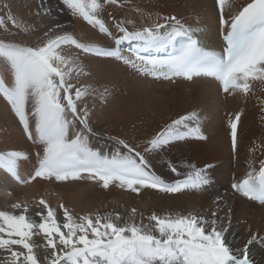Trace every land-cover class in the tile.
<instances>
[{
  "label": "snow or ice",
  "instance_id": "1",
  "mask_svg": "<svg viewBox=\"0 0 264 264\" xmlns=\"http://www.w3.org/2000/svg\"><path fill=\"white\" fill-rule=\"evenodd\" d=\"M63 2L73 15L98 28L117 46L136 42L135 60L119 55L117 50L82 43L53 29L45 31L35 45L0 39L3 71L11 74L10 78L0 75V96L11 106L27 139L42 146L36 153L37 166L28 179H21L17 170V161L27 158L22 152L0 153V169L25 185L38 178L58 184L87 178L105 189L116 184L136 194L141 188L175 194L209 185L208 169L212 165L204 168L188 165L192 170L185 179L166 184L150 170L145 156L123 140L117 143L126 151L117 149L110 156L91 147L88 114L85 110L81 115L78 107L87 89L71 83L73 73L77 76L86 73L75 60L62 54L63 46H74L84 54L115 57L155 77H183L189 81L199 76L212 77L224 93L247 95L251 82H264V0H249L235 12H226V8H231L228 0H216L223 41L220 52L202 47L194 31L174 15L163 17V23L132 29L118 21L117 37L101 18L104 4H115L117 0ZM9 22L25 34L32 31L11 12L0 15V29L12 34ZM168 49L171 51L166 52ZM150 50L166 54H141ZM196 120V113L174 120L147 142L145 151L162 150L187 137L206 139L198 125H191ZM239 121V113L230 121L233 152L237 149ZM169 167L180 175L174 165ZM232 189L247 200L264 205V160L259 162L258 170L250 165L246 176L234 182ZM10 207L14 211L0 209L3 254L0 264H254L249 246L254 242L264 245V237L257 233L242 249L234 251L226 238L227 228L219 227L217 219L193 213L175 216L153 213L147 219L154 223L137 224L134 208L125 221L119 213L77 216L63 203L58 206L63 216L60 220L57 209L44 198L37 202L38 220L28 215L31 208L27 202H16ZM37 236L42 237L43 243L34 239Z\"/></svg>",
  "mask_w": 264,
  "mask_h": 264
},
{
  "label": "rangeland",
  "instance_id": "2",
  "mask_svg": "<svg viewBox=\"0 0 264 264\" xmlns=\"http://www.w3.org/2000/svg\"><path fill=\"white\" fill-rule=\"evenodd\" d=\"M204 0H130L129 4V10L130 12H135L140 15H145V14H153L154 17L158 18V22H163L164 20L162 19L163 17L167 16H177L181 15L180 21L186 27L191 28L192 30L199 29V24L200 22H197V24L194 22L197 17L193 14L198 12V9L202 8V5L199 6V2ZM249 0H241V4L239 5H244L248 2ZM31 2L36 3L34 0H0V15L6 16L8 12H11L13 16L17 18L18 21L24 20L21 17L23 16V10L25 9L26 4H31ZM131 3V4H130ZM212 0H205L204 4L205 7L203 6V10H206L207 6L210 5V8H212ZM5 5L7 7L5 8ZM134 5V6H133ZM199 7H198V6ZM38 7V18L42 22V24L46 27L43 26V28L38 32V43L40 42L41 38H43V33L49 29H53L56 33L62 34L63 32L67 33L70 32L68 31V27H73L75 24V20L79 18L76 15H73L71 10L66 7L64 2L62 0H40L39 6ZM67 8L66 10L69 11L68 14L71 17L70 20L71 22L69 23H60V19L58 18L61 14H63L62 10H54L58 8ZM133 7V8H132ZM197 8V9H196ZM122 9V0H117V3L115 4H109L105 3L104 4V9L103 12L101 13V18L104 20L106 25L111 28L112 23L114 24L113 27L110 29L115 36H119V33L115 27V18L116 13H119L118 10ZM217 10V9H216ZM25 11V10H24ZM218 11V10H217ZM205 12V11H204ZM206 13V12H205ZM177 14V15H176ZM59 15V16H58ZM144 18L146 16H143ZM81 18V17H80ZM37 19V20H39ZM82 19V18H81ZM83 20V19H82ZM22 22V21H21ZM66 22V21H65ZM84 24L83 26H88L90 29L93 31L97 32V34L105 36L103 33H101L98 28H94L92 25L88 24L85 20H83ZM147 23L150 22V20L146 21ZM146 22L144 24H146ZM56 23V24H55ZM59 23V24H58ZM25 24V23H24ZM73 24V25H72ZM59 25V27H57ZM70 25V26H69ZM126 25V23H125ZM151 25V24H150ZM127 26V25H126ZM144 27V26H140ZM8 28L10 30V33L4 32L3 29H0L3 34L7 35H15L18 37H24V33L21 32L19 29H16L12 26V24L9 22L8 23ZM194 28V29H193ZM114 29V30H112ZM16 30V31H15ZM15 32V33H14ZM64 34V33H63ZM219 41L221 40V35L219 33ZM107 37V36H105ZM4 38V37H3ZM0 39H2V35H0ZM13 40V37H9L8 39L4 40ZM108 41L113 40L109 37H107ZM35 42V43H37ZM114 42V44H113ZM112 44L109 46H102L101 48H108V49H113L117 50L120 52V45H116L115 41L113 40ZM123 42L122 44H124ZM116 45V46H115ZM74 47V46H73ZM75 48V47H74ZM76 49V48H75ZM124 50V49H121ZM123 51H121L119 54L121 55ZM128 52V51H127ZM124 53V52H123ZM94 57H97L93 55ZM132 60H134L136 57V52L135 55L130 54ZM97 58H102L101 56ZM106 58V57H104ZM134 58V59H133ZM130 59V58H127ZM115 65L117 66V71H118V76L120 84L118 85L117 83L119 82L118 79H111L110 81L114 86V88L119 92L118 94L114 93L115 91H108L105 93L108 95H111L112 102L109 103L108 100H103L104 98L102 93L99 91L97 92L98 97L91 98L89 90L87 89V94L81 99V101H78V107L81 109V115H83V112L86 110L88 114V125L92 129V132L88 134V139L90 146L93 147L96 150L101 151L104 153L107 151L106 155H111L113 152H115L117 149H119L121 152H125L126 149L123 148L122 145H119L117 143L118 140H123L130 146H133L136 151H139L141 154L145 156V159L148 161L150 170L154 172L157 176L160 177V175H164L167 181H164L166 184H174L178 179L180 178H185L187 177V174L192 170L191 168L188 167V165H195L196 168H204L206 165H212L211 168L208 169V175L210 177V184L205 186L204 188L200 190H185L180 193H175L171 195H183L186 194L187 197L189 198H196L197 194L198 196L201 193H209L212 188L216 186V180L219 179V170H218V165L223 163L224 159L230 158V152H229V146H228V136L227 134V129H228V123L234 119H230L225 116L229 114V112H225L227 114H223L221 111L220 113H213L212 111H207L205 106H202L199 103L200 97H194L196 96L195 93L193 92H188L186 91L185 93V88H181L179 90H173L172 92H167L163 93L162 91H155L157 88H161L160 86L156 84H161V82H164L163 80H160L159 77H154L151 78L149 74H146L144 72L139 71L136 68L131 67L128 64H125L122 60H117ZM114 64V63H113ZM4 69V64L2 59H0V72L3 73ZM6 78H10V73H5ZM114 77V76H111ZM79 76L74 75L71 83H73L77 88H83L81 86V83L77 81ZM115 78V77H114ZM116 81H118L116 83ZM115 82L116 84H114ZM261 82V83H260ZM109 83V85H106V87L112 86V84ZM166 83V82H164ZM163 83V84H164ZM168 84V83H166ZM262 81H253L251 83V90L249 91L248 95H252L255 97V92L254 89L260 88V85H262ZM180 85V83L172 84L170 86L171 89L176 88ZM259 86V87H258ZM117 87V88H116ZM86 89V88H83ZM263 89V87H262ZM105 90V89H104ZM109 90V89H107ZM120 90V91H119ZM95 91H98V89H94ZM111 92V93H110ZM100 94V95H99ZM192 95V96H189ZM244 93H242V96ZM87 97V98H86ZM90 97V98H89ZM101 97V98H100ZM167 97V98H166ZM100 98V99H99ZM170 98V99H169ZM100 101H99V100ZM107 99V98H105ZM166 99V100H165ZM166 102H165V101ZM263 101V102H262ZM162 102V103H161ZM165 102V103H164ZM261 102L260 106H256ZM226 103L224 102L223 108L226 107ZM264 103V94L263 97H261V100H257L255 104L253 105L250 103L247 105V108H239L235 111V114L239 113L240 114V120L243 122L244 118V123L246 125L245 131H243L244 136V142L249 141V143L253 141L251 133L253 131H257L262 125L264 128V108L260 110L259 108L263 107ZM9 106L10 113L12 115H15L12 110L11 106ZM256 107V108H255ZM250 109V110H249ZM252 109V110H251ZM228 110V109H227ZM231 110V109H230ZM249 110V111H248ZM253 112V114H252ZM191 113H196L198 116V120L190 122L193 127L199 126L200 131L203 133V135L206 137L204 140L192 138V137H187L183 140L179 141H174L167 146H165L162 150H156V151H145V148L148 146L147 142L154 137L155 133V128L156 126H162L165 124L167 121V124H171L174 120L179 119L182 116H187ZM248 113V114H247ZM99 114V115H98ZM244 117V115H246ZM224 115V116H223ZM234 115V114H233ZM250 115V116H249ZM254 115V117H253ZM102 116L103 119L100 117ZM6 118V117H5ZM249 118L253 120H249ZM108 119V121H107ZM130 119V120H128ZM140 119V120H139ZM243 119V120H242ZM139 120V121H138ZM107 121V122H106ZM134 121V123L139 127L147 129L145 130L142 134H136L134 131L130 129H126L125 123H131ZM240 121V123H241ZM250 121V122H249ZM9 122L13 123V127ZM123 122V123H122ZM248 123H251L250 126H247ZM0 151L2 153L5 152H10V151H19L22 152L26 155L25 165L28 167V170L32 171L34 173L35 167L37 166V158H36V153L38 151L42 150V146L36 145L34 147L33 143L31 141H27V137L21 136L20 131L18 130V124H16V121L13 122L11 119H2L0 118ZM6 124V125H5ZM261 124V125H260ZM130 125V124H128ZM165 125V126H166ZM2 126V127H1ZM141 126V127H140ZM164 126V127H165ZM6 127V128H4ZM77 127L80 128L81 126L77 123ZM155 127V128H154ZM6 129V130H4ZM8 129V131H7ZM164 129V128H163ZM162 129V130H163ZM141 130V129H140ZM152 130V131H151ZM226 132V133H225ZM15 133V134H14ZM153 133V134H152ZM16 134H19L16 136ZM154 135V136H153ZM90 136V137H89ZM227 136V137H226ZM6 137V138H4ZM16 137H19V139H25L28 144H29V152L26 150V148H22V144L20 143V140L17 139ZM23 137V138H22ZM94 139V140H93ZM7 140V141H5ZM25 141V143H27ZM99 142V145L95 146V142ZM106 143H104V142ZM243 142V143H244ZM93 143V144H91ZM102 143V144H101ZM108 143V144H107ZM19 144V145H18ZM21 144V145H20ZM245 145V143H244ZM243 145V147H244ZM98 147V148H97ZM256 150V149H252ZM233 154H235L233 152ZM236 157H233V163L236 164ZM222 161V162H221ZM21 160H18V164L20 163ZM169 164L174 165L178 172L180 173L179 176H177L175 173H173L169 167ZM18 170V169H17ZM235 170V169H234ZM31 173V174H32ZM215 173V174H214ZM5 174V173H3ZM30 174V175H31ZM168 175V176H167ZM237 174L233 173L231 175V178L233 180V177H235ZM10 176V175H9ZM29 175L27 177H21V179H28ZM233 176V177H232ZM14 183L15 186L9 185L8 188L9 194L3 193L0 191V207H3L6 205V203H9L13 201V193L16 192L18 189H24L28 188L32 191V185L34 184L35 181H32L30 184H21L19 181L17 182L15 179H13L12 176L9 177ZM161 178V177H160ZM218 178V179H215ZM237 178V176H236ZM39 179V178H38ZM162 179V178H161ZM2 184L3 180L0 178ZM41 180V179H39ZM163 180V179H162ZM235 181H238L237 179H234ZM44 181V180H42ZM49 182V181H47ZM70 182V181H69ZM63 183V184H58L56 182L53 183V187H56V190L62 191L64 189L62 188H67L68 183ZM170 182V183H169ZM4 184V182H3ZM68 184V185H67ZM64 186V187H63ZM118 185L112 184L110 185L107 189L103 188L101 184L98 185L97 190H110L113 187H117ZM229 186V183H228ZM50 187V186H49ZM62 187V188H61ZM61 188V189H59ZM100 188V189H99ZM206 188V190H205ZM14 190V191H13ZM48 190V189H47ZM43 191H46V187H43ZM8 196H7V195ZM129 194V193H127ZM136 196V198L133 196ZM196 194V196H195ZM11 198H10V196ZM132 205L133 208L136 209L135 213V222L137 224H140L141 221H143L144 224H149L152 223L150 222L147 217L150 215L148 211L145 209L144 206H142V201L139 199V194H136L132 192ZM104 196V197H103ZM102 198H97V201L93 203L96 205L94 213H99L101 215L104 214H114L115 210V205L111 203V197L109 195H103ZM9 197V199H8ZM48 202L49 204L57 209V212L60 210L59 209V204L53 200V197L51 193L48 194ZM6 198V199H5ZM5 200V201H4ZM50 200V201H49ZM149 200V199H147ZM217 201V200H215ZM214 201V202H215ZM5 202V203H4ZM141 204V205H140ZM99 206V208H98ZM10 207V206H9ZM118 207L119 209H122V207L118 204L116 208ZM1 209V208H0ZM80 210V209H79ZM153 212V209H149V211ZM196 210V214L201 215L199 211ZM140 212V213H139ZM145 212V213H144ZM188 212V211H186ZM89 213V212H83L81 213L78 211V215ZM142 213V214H141ZM146 214V215H145ZM77 215V216H78ZM141 215V216H140ZM166 215V214H165ZM203 215V213H202ZM201 215V216H202ZM212 216V214H210ZM132 216V210H130V215H128L127 218H125L126 221H128V218ZM141 217L139 220L138 217ZM213 217V216H212ZM216 217V216H215Z\"/></svg>",
  "mask_w": 264,
  "mask_h": 264
},
{
  "label": "bare ground",
  "instance_id": "3",
  "mask_svg": "<svg viewBox=\"0 0 264 264\" xmlns=\"http://www.w3.org/2000/svg\"><path fill=\"white\" fill-rule=\"evenodd\" d=\"M34 1L36 3L31 2V4L25 5V9H24L25 11L23 10V14H22L23 16L21 17L22 19H24L21 21L23 23L29 25L31 27L32 31L28 34L24 33V37H18L15 35L12 36V35L3 34L0 30V35H2V39H8L9 37H13V39L17 42H25V43H29V44H33V45L38 43L37 41H39V40H38L37 34H38V32H40V30L43 28L44 25L42 24V22L38 18V14H37V12H38L37 6H39L40 0H34ZM120 2H121V0H120ZM129 2H130V0H122V9L118 10L119 13H116L117 18H115V22L123 21L124 23H126L127 27H129V29H132L133 27L140 28V26H149L150 24H152L154 22H158V18L154 17L153 14H150V13L148 15L145 14V15H143V16H146L144 18L140 14H137L135 12H130L131 10L128 11V9H129L128 3ZM204 2H205V0H204ZM204 2L200 1L198 3L199 6L202 5V8H203V6L205 7V5H203ZM228 3L231 4V8L230 9L226 8V12L227 11L235 12L243 6V5H239V4H241V0H228ZM211 5H212V8H210V5H209L206 7L207 8L206 10H203L201 8V9H198V12L193 13L197 17L196 19H194L195 20L194 22L197 24V22L201 21V24H199V29H196L193 31H194V34H195L196 38L199 40L202 47L216 51L222 47V41L221 40L219 41V37H220L219 36V33H220L219 11L216 10L217 7L215 4V0H212ZM67 8H61L60 7L58 9H54V10H59V9L62 10L63 14H61L60 16L58 15L59 16L58 18L60 19L59 21L62 24L71 22V20H70L71 17L68 14L69 11H67L68 10ZM179 16L182 17L180 14L177 15L176 17L180 20ZM37 19H39V20H37ZM147 20H150V22L147 23L146 22ZM145 22H146V24H144ZM163 22H160V23H163ZM83 24H84L83 20L80 17L77 18L75 20V24L73 27H71L69 25L70 27H68V29H69L68 31H70V32H67V33L72 35L73 37H75L77 40H79L82 43L94 44V45L99 46V47L109 46V45L114 44L113 40L108 41L107 37L97 34V32L93 31L88 26H83ZM113 25L114 24L112 23L111 28L113 27ZM44 27H46V26H44ZM111 28L109 27V29H111ZM112 30H114V29H112ZM65 32H63V33H65ZM9 40H11V39H9ZM35 42H37V43H35ZM112 42H113V44H112ZM121 49H124V50H121ZM136 50H137V43L136 42H125L124 44H120V52L121 51L124 52V53L123 52L121 53V56H123L125 58L132 59L130 54L135 55ZM120 52H118V53H120ZM62 54L65 55L66 57L70 58L71 60H75L76 63L84 69V73H86V74L79 75V78L77 81H79L81 83V86L83 88H86L89 90L91 98L92 97L93 98L98 97L97 92L100 91L103 94L102 96L104 97V98H102V101L108 100L109 103L112 102L111 95H108L109 93L106 94L105 91L106 92L115 91L114 93H116V94L119 93L113 87L114 85L110 82V81H112L111 79H115V80L118 79V81H119V78H117L119 76L118 75L119 73H118L117 68H116L119 65H115V63L118 64V62H116L118 59H116L115 57L97 58L99 56L94 57L93 55L84 54L79 49H75L71 45H64ZM141 54L145 55V56H148V55L157 56V54L154 50H150L149 52H143ZM0 75H5V72H3V73L0 72ZM74 75H76V74L73 73V76ZM111 76H114L115 78L111 77ZM150 76H151V78L155 77L152 75H150ZM159 79L163 80L164 82H166L168 84H166L164 82H161V84L160 83L156 84V85L160 86L161 88H158V89L156 88L155 91H162L163 93H167V92L170 93L173 90H179L181 88H185L186 89L185 93H186V91L193 92L196 94V96H194V97H197V96L200 97L199 103L202 106H205L207 108L206 109L207 111H209V112L212 111L215 114L220 113L221 111L223 112V114L225 112L231 111V112H229V114L227 116H225V118L226 117L229 118V116H230L231 120L234 119L235 115H236L235 111H233L234 109L237 110L238 107L242 108V106H244V105H246V106H244V108H247L248 104L251 103L253 105V103L255 104V102L257 100L258 101L261 100V97H263V94H264V82L262 85H260L259 89H257V88L254 89L255 97H253L252 95H248V94L247 95L244 94L242 96L241 92H236L234 94L222 93V92H220L219 84L215 81H212V80L199 79V80H194L190 83L180 81L179 82L180 85L178 87H176V88L173 87V89H171L170 86L172 84H174L171 79L165 78L163 76H160ZM118 81H116V83ZM109 83H111L112 86L106 87V85H109ZM113 83L116 84L115 82H113ZM251 83H253V82H251ZM117 84L119 85L120 81ZM262 87H263V89H262ZM94 89L95 90L98 89V91H95L96 93H94ZM107 89H109V90H107ZM94 95H95V97H94ZM189 96H192V95H189ZM105 98H107V99H105ZM224 102H227L225 108H223V106H225ZM260 104H261V102H259V104H257L256 106H258V105L260 106ZM8 105L9 104L7 103V101L2 96H0V118H2L4 120L7 118L8 119L10 118L11 121H13V122L16 121V124H18L17 125L18 126L17 131H20L21 136H25V135H23L24 134L23 129H22V126L19 124L18 119L15 117V115H12L9 112L10 109H9ZM263 108H264V105H263V107H261L259 109L262 110ZM225 114H227V113H225ZM247 114L244 115V117L247 116ZM252 114H253V112H252ZM100 117L103 119L102 116H100ZM253 117H254V115H253ZM128 120H130V119H128ZM244 120H245V118H244ZM244 120H243V122L240 120L241 123H240V121L238 122V126H239L238 127V133H237V142L238 143H237L236 152H234L235 154H233V151L231 150V146H230V125L227 129L228 131H227L226 135L228 136L227 139H228L230 158L224 159L223 163L218 165L217 168L219 170V172H218L219 179L215 178V179H218L215 182L216 186L214 188H212L209 193L203 192L199 196H198V194H199L198 193L197 196L195 194L196 198H194V196H193V198H189V197H187L186 194L171 195L169 193L159 192V191H157L155 189H151V188H141L140 192H139V199L142 201L141 204H142V206L145 207V209L148 211V213H150V215L155 213V214L160 215V216H166V215L175 216L178 214L179 215H187L189 213L196 214L195 211L198 210L199 213H201V215L203 213L202 216L208 218L209 220L217 219L219 221V224H218L219 227L227 228L226 238H227L230 246L233 248V250L237 251V252L239 249L243 248L244 244L251 238V236L253 234L258 233L259 237H264V205L259 206L255 203H253L252 201H246L243 197L237 195L236 193H234L233 191L230 190V186L234 182H238L246 176L247 172L250 170V165H251V167H254L258 170L259 162L261 160H264V128L260 124L261 127L259 129H257V131L254 130L253 133H251V135H252L251 137L253 139L252 143L251 142L249 143V141L244 142L243 139H244L245 135H243V131H245L244 129H246V125H245L246 123L244 122ZM249 120H253V119L249 118ZM107 121H108V119H107ZM167 122L165 124H163L162 126H158V127L156 126V128L154 127L155 128L154 129L155 130L154 135H156L159 131H161L164 128V126L167 124ZM9 124H11V126L13 125L12 122H9ZM128 124H130V125H128ZM250 125H251V123H248L247 126H250ZM125 127H126V129H130V130L134 131V133H136V134H142L145 130H147V129L143 130V128H139L134 123V121H132L131 123L126 122ZM4 128H6V127H4ZM4 130H6V129H4ZM7 131H8V129H7ZM17 135H19V134H16V136ZM4 138H6V137H4ZM16 138L19 139V137H16ZM19 140H20V143L22 144V148L23 149L26 148V150L29 152L30 151L28 148L29 144L27 142L28 139H27V141L25 139H19ZM5 141H7V140H5ZM25 141L27 143H25ZM94 142H95V146L99 145L98 147H100L99 142H101V141H98V142L94 141ZM243 142L245 143V145ZM104 143H106V142H104ZM91 144H93V143H91ZM33 145L35 147L37 144H33ZM243 145H244V147H243ZM252 149H256V150L254 151ZM106 152L107 151H105L104 153H106ZM0 153H2V151H0ZM233 157L234 158L236 157V159H237L235 161L236 164L233 163ZM25 161H24V159H21V162H20L21 164H18V161H17L18 173H19L20 177H25V176L27 177V175L30 176V174L32 173V171L28 170V167H26ZM3 173H5V174H3ZM233 173L237 174L236 175L237 178H236V176L235 177L232 176L233 177V180H232L231 175ZM9 177L10 176L8 173H6L3 169H0V178L4 182V184H3V182H2V184H0V191H2L3 193H7V194H9L8 192L10 190L8 188V186L9 185L15 186V183ZM160 177L163 179V181H167V179L165 178L164 175H160ZM185 178H182V179H185ZM13 179H15V178H13ZM182 179L180 178V180H182ZM234 179H237L238 181H235ZM0 182H1V180H0ZM228 183H229V186H228ZM68 184H67L68 185L67 188L61 187L64 190L60 191V190H58V188L56 190V187L52 186L53 185L52 182H47L45 180L42 181V180L37 179V181H35L34 184L32 185V188H33L32 191L28 188L16 190V192L13 193V195H12L13 201L6 203L5 206L0 207V208L3 210H7V211H14L13 209H11V207H9L11 204L16 203V202H21V203L27 202L29 207L31 208V212L28 215H30L33 219L38 220L39 218L35 216V212L38 210L37 202L40 198H44L46 201H48L47 196L49 193H51L54 201H56L58 204L63 203L75 215H78L77 214L78 211H80L81 213H83V212L94 213L96 205H94L93 203H95L97 201V198H102V196L105 194L109 195L111 197V203L113 204L111 206L113 207L115 205V210L113 212L114 214L119 213L124 218H127L128 215H130V210L133 209V205H132L131 201L134 197L136 198V196H134V194H133L134 197H132V195H131L132 192L130 190L123 189L119 186L113 187L107 191L101 190L100 188H99L100 190H97L98 185L100 183L91 181L87 178L77 180V181H70ZM43 187L44 188L46 187V191H43ZM61 188H59V189H61ZM205 190H206V188H205ZM127 193H129V194H127ZM0 195H1V193H0ZM135 195H136V193H135ZM10 198H11V196H10ZM8 199H9V197H8ZM147 199H149V200H147ZM215 200H217V201H215ZM118 204L122 207V209L118 210V207L116 208V206ZM98 208H99V206H98ZM149 209H153L152 210L153 212H151V210L149 211ZM15 211H19V210H15ZM186 211H188V212H186ZM213 212L216 213V217H212L210 215ZM79 215H80V213H79ZM140 216L138 217L139 220L141 219ZM58 217L60 220L63 219L61 210L58 211ZM152 223H154V222H152ZM34 239L43 243L41 236L34 237ZM249 248H250V257L254 261V264H264V245H262L258 242H254L252 245L249 246ZM0 259H3L2 253H0Z\"/></svg>",
  "mask_w": 264,
  "mask_h": 264
}]
</instances>
